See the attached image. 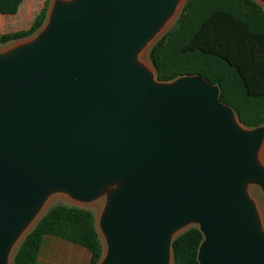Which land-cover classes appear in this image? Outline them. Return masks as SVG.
Listing matches in <instances>:
<instances>
[{
    "label": "water",
    "instance_id": "water-1",
    "mask_svg": "<svg viewBox=\"0 0 264 264\" xmlns=\"http://www.w3.org/2000/svg\"><path fill=\"white\" fill-rule=\"evenodd\" d=\"M179 0H57L33 40L0 54V264L52 189L108 184L100 264H171L187 222L199 264H264L245 183L264 188L261 128L199 74L162 82L136 59Z\"/></svg>",
    "mask_w": 264,
    "mask_h": 264
},
{
    "label": "trees",
    "instance_id": "trees-1",
    "mask_svg": "<svg viewBox=\"0 0 264 264\" xmlns=\"http://www.w3.org/2000/svg\"><path fill=\"white\" fill-rule=\"evenodd\" d=\"M22 0H0L1 14H15ZM49 0L27 29L0 32V45L35 35L47 18ZM155 78L170 82L199 74L219 87L248 128L264 124V8L255 0H185L172 28L147 51ZM46 237L82 248L86 264H97L102 243L90 210L74 205L51 206L24 236L11 264H37ZM203 234L197 224L171 241V264H199Z\"/></svg>",
    "mask_w": 264,
    "mask_h": 264
},
{
    "label": "rangeland",
    "instance_id": "rangeland-1",
    "mask_svg": "<svg viewBox=\"0 0 264 264\" xmlns=\"http://www.w3.org/2000/svg\"><path fill=\"white\" fill-rule=\"evenodd\" d=\"M57 0H49V6L48 8L51 9V7L54 5V3ZM63 1H71V0H63ZM185 0H179L177 5L175 6L172 13L167 17V19L163 22L161 27L148 39V41L139 49L136 55L137 62L143 66L145 69L149 70L153 77L155 78V72L153 66L150 64L148 58H147V51L151 44H153L160 36H162L164 33L169 31ZM262 8H264V0H255ZM17 19L12 18V16H3V24H0V27L3 28V32H9L17 29H25L26 23H24L21 27H14V22ZM48 22V17L45 19L42 27L40 30L33 36L19 40L16 42H10L7 44H1L0 45V54L7 53L14 49L15 47L27 43L34 39V37L45 27V25ZM1 31V30H0ZM243 127H245L243 125ZM263 130V141L261 144V147L259 151L256 154V159L258 163L264 168V124H262L260 127ZM118 185L117 182L110 183L106 185L95 197L91 199H79L74 196H72L68 191L63 189H52L50 190L45 198L43 199L41 205L39 206L37 212L33 216V218L30 220V222L27 224V226L23 229V231L18 235V237L13 241L11 244L7 257H6V264H11V260L13 257V254L15 250L17 249L18 245L24 238V236L31 230V228L34 226V224L40 219V217L53 205L55 204H64V205H74L79 206L81 208L88 209L92 212L94 217V224L97 229V232L99 234V237L101 239L102 243V257L100 261L97 264H100L102 259L104 258L106 251H107V244L105 237L102 232L101 228V218L104 213V210L106 209V206L108 204L109 200V194L110 192L116 188ZM245 194L247 198L250 200L255 213L258 218L259 226L261 232L264 234V188L260 183L253 180H248L245 183ZM196 223L194 222H187L183 226H181L176 234L182 232L186 228L194 225ZM87 259V254L84 250L81 248H78L77 246L70 244L66 241H63L61 239L55 238V237H47L44 240V243L42 245L38 264H80L83 263ZM86 264V263H85Z\"/></svg>",
    "mask_w": 264,
    "mask_h": 264
},
{
    "label": "crops",
    "instance_id": "crops-1",
    "mask_svg": "<svg viewBox=\"0 0 264 264\" xmlns=\"http://www.w3.org/2000/svg\"><path fill=\"white\" fill-rule=\"evenodd\" d=\"M44 1L45 0H22L21 3L19 4L18 10L15 14H1L0 13V24L1 25L3 24V16L9 15V16H12V18L17 19L13 24L14 27L19 28L24 23H26L27 26L25 29H27L34 22L35 18L37 17L40 9L42 8V6L44 4ZM50 11H51V9L48 8L47 17L49 15ZM3 29H4V26H3V28L0 27V30H1L0 32H3L5 30V29L4 30ZM16 30H18V29L16 28ZM78 248H80V247H78ZM40 251H41V249H40ZM39 255H40V252H39ZM39 255L37 258V264H38ZM87 260H88V254H87V259L85 261H83V263H80V264H85L87 262Z\"/></svg>",
    "mask_w": 264,
    "mask_h": 264
},
{
    "label": "bare ground",
    "instance_id": "bare-ground-1",
    "mask_svg": "<svg viewBox=\"0 0 264 264\" xmlns=\"http://www.w3.org/2000/svg\"><path fill=\"white\" fill-rule=\"evenodd\" d=\"M149 71V70H148Z\"/></svg>",
    "mask_w": 264,
    "mask_h": 264
}]
</instances>
